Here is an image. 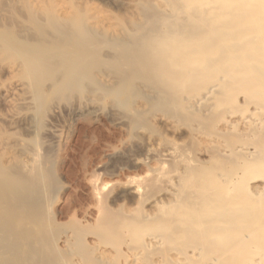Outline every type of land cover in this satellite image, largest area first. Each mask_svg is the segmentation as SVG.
Here are the masks:
<instances>
[{"label":"bare ground","instance_id":"1","mask_svg":"<svg viewBox=\"0 0 264 264\" xmlns=\"http://www.w3.org/2000/svg\"><path fill=\"white\" fill-rule=\"evenodd\" d=\"M101 1L127 14L0 0V31L35 50L24 75L51 71L50 98L76 91L74 109L114 113L137 142L132 164L156 165L122 189L95 184L92 221L61 222L51 147L7 140L0 264H264V0Z\"/></svg>","mask_w":264,"mask_h":264},{"label":"rangeland","instance_id":"2","mask_svg":"<svg viewBox=\"0 0 264 264\" xmlns=\"http://www.w3.org/2000/svg\"><path fill=\"white\" fill-rule=\"evenodd\" d=\"M91 1L99 8L111 11L115 15L127 14L124 9H118L119 7L111 3ZM6 30L0 31V44L3 38L7 41V44L0 46V55L4 53L0 56V146L3 147L7 140L16 139L24 150L33 151L40 149L42 142H46L51 147V164L54 165L51 179L54 178L52 182L56 181L57 184L53 190L55 197L57 196L55 199L57 201L52 207L55 215L59 216L61 222L71 217L83 222L92 221L96 209V198L93 193L95 184L125 188L132 179L144 177L149 172V167H154L156 163H151L149 167L145 164L135 166L132 164L133 156L138 154L137 142L125 127L116 123L114 113L93 108L74 109V102H79L76 100L81 94L76 91L73 93V90L71 92L74 96L68 91V94L62 93L66 96L53 94L54 96H51L54 97L53 100L50 98L52 88L48 90L50 92L46 90L52 83L55 85L56 79L51 77V71H42V76L40 71V74L34 72L35 75L38 73L36 76L33 73L30 76L24 75L25 56L27 55V59L32 58L35 50L27 49L24 45L25 48L21 47L20 42L9 38L11 32L8 33ZM17 30L16 28L15 31ZM29 55L31 57H28ZM17 79L26 80L25 83L30 80L34 87L29 88L30 85H27L29 92L26 94L25 104L13 107L11 101L17 96L11 88ZM17 93L21 94V91ZM69 94L70 98L67 96ZM46 95L49 97L46 98ZM67 98H73L71 99L73 104L72 102L70 104ZM56 100L58 103L62 101L66 104L60 102L55 116L47 118L46 112L54 103L58 104ZM29 119L30 122L36 123V133L28 130L26 121ZM54 134L60 135L59 141Z\"/></svg>","mask_w":264,"mask_h":264}]
</instances>
